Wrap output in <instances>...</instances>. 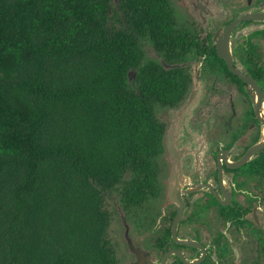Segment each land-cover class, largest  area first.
I'll return each mask as SVG.
<instances>
[{
  "label": "trees",
  "instance_id": "16d2710c",
  "mask_svg": "<svg viewBox=\"0 0 264 264\" xmlns=\"http://www.w3.org/2000/svg\"><path fill=\"white\" fill-rule=\"evenodd\" d=\"M170 12L0 0V264H119L108 195L143 199L162 149L164 71L143 63L137 35L164 42Z\"/></svg>",
  "mask_w": 264,
  "mask_h": 264
},
{
  "label": "flooded vegetation",
  "instance_id": "af4514ba",
  "mask_svg": "<svg viewBox=\"0 0 264 264\" xmlns=\"http://www.w3.org/2000/svg\"><path fill=\"white\" fill-rule=\"evenodd\" d=\"M166 1L164 42L137 35L162 149L143 199L108 195L118 263L264 264V0Z\"/></svg>",
  "mask_w": 264,
  "mask_h": 264
},
{
  "label": "rangeland",
  "instance_id": "374dc122",
  "mask_svg": "<svg viewBox=\"0 0 264 264\" xmlns=\"http://www.w3.org/2000/svg\"><path fill=\"white\" fill-rule=\"evenodd\" d=\"M174 4H175V1H174ZM175 6H176V4H175ZM133 77H134V74L131 72L130 74H129V80H130V82L133 80ZM111 203V202H110ZM112 208V205H110L109 204V210ZM121 226V225H120ZM123 243H124V241H123ZM124 246H125V243H124ZM124 246H123V244L122 243H120V249L121 250H123L124 251V249H126V248H124ZM115 250H116V248H115ZM116 253H117V250H116Z\"/></svg>",
  "mask_w": 264,
  "mask_h": 264
}]
</instances>
